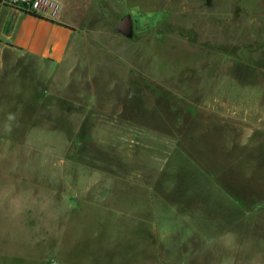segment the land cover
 <instances>
[{
    "label": "rangeland",
    "instance_id": "obj_1",
    "mask_svg": "<svg viewBox=\"0 0 264 264\" xmlns=\"http://www.w3.org/2000/svg\"><path fill=\"white\" fill-rule=\"evenodd\" d=\"M53 1L63 61L0 43V264H264V0Z\"/></svg>",
    "mask_w": 264,
    "mask_h": 264
},
{
    "label": "crops",
    "instance_id": "obj_2",
    "mask_svg": "<svg viewBox=\"0 0 264 264\" xmlns=\"http://www.w3.org/2000/svg\"><path fill=\"white\" fill-rule=\"evenodd\" d=\"M50 1L53 8H46L39 17L0 0V43L43 60L63 61L77 30L64 18L60 4Z\"/></svg>",
    "mask_w": 264,
    "mask_h": 264
},
{
    "label": "built area",
    "instance_id": "obj_3",
    "mask_svg": "<svg viewBox=\"0 0 264 264\" xmlns=\"http://www.w3.org/2000/svg\"><path fill=\"white\" fill-rule=\"evenodd\" d=\"M3 3L13 7H21L29 12L42 13L46 8L52 7L50 0H3Z\"/></svg>",
    "mask_w": 264,
    "mask_h": 264
},
{
    "label": "water",
    "instance_id": "obj_4",
    "mask_svg": "<svg viewBox=\"0 0 264 264\" xmlns=\"http://www.w3.org/2000/svg\"><path fill=\"white\" fill-rule=\"evenodd\" d=\"M116 30L128 34L132 28V19L130 15L124 16L116 25Z\"/></svg>",
    "mask_w": 264,
    "mask_h": 264
},
{
    "label": "trees",
    "instance_id": "obj_5",
    "mask_svg": "<svg viewBox=\"0 0 264 264\" xmlns=\"http://www.w3.org/2000/svg\"><path fill=\"white\" fill-rule=\"evenodd\" d=\"M31 14H34V15H36V16H39V17H42V15L41 14H38V13H35V12H30ZM66 26H68V25H66Z\"/></svg>",
    "mask_w": 264,
    "mask_h": 264
}]
</instances>
